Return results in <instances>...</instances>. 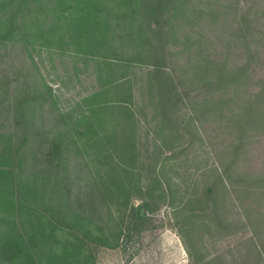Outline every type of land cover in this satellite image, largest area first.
<instances>
[{
  "label": "trees",
  "instance_id": "obj_1",
  "mask_svg": "<svg viewBox=\"0 0 264 264\" xmlns=\"http://www.w3.org/2000/svg\"><path fill=\"white\" fill-rule=\"evenodd\" d=\"M178 1L0 0V49L22 51L32 69L15 75L18 82L7 104L12 120L7 132L0 131V264H95L98 247L141 234L149 213L158 207L155 196L132 201L141 177L157 175L165 167L160 158L178 160L202 139L193 117H175L177 105L189 95L180 86L186 82L199 89L201 110L225 119L231 138L216 155L222 159L205 170V188L177 208L180 236L194 264L200 262L192 241L196 226L226 227L228 190L237 198L264 201V165L247 164L252 158L245 156L264 135V72L254 76L264 47V3L253 0L240 15L233 12L236 26L231 25L223 56L202 60L191 54L194 62L175 77L167 65L173 55L166 48L172 26L164 28L162 17L169 19L171 9L181 14V9L176 12ZM232 6L223 4L218 13L223 16ZM233 50L235 57L230 56ZM43 51L69 58L76 77L89 71L92 90L76 102L84 106L76 114L59 105V94L44 78L36 80V60ZM146 107L159 117L153 139L160 140L150 151L145 146L150 145L149 130L146 142L136 138L143 129L137 115ZM143 145L146 149H140ZM84 152L96 160L97 178L87 181L96 185L107 209L102 216L109 224L103 227L72 207L92 201L72 193L78 178L72 173L88 161L70 160L80 153L87 156ZM243 153L241 170L234 164ZM252 208L259 210L255 204ZM250 218L256 226L250 238L255 253L248 264H264V208Z\"/></svg>",
  "mask_w": 264,
  "mask_h": 264
},
{
  "label": "rangeland",
  "instance_id": "obj_2",
  "mask_svg": "<svg viewBox=\"0 0 264 264\" xmlns=\"http://www.w3.org/2000/svg\"><path fill=\"white\" fill-rule=\"evenodd\" d=\"M252 1L179 0L177 4L179 7L176 12L178 13V10L181 9V14H174L172 13L173 9H171L170 18L166 21L164 14L162 26L168 28L167 25H171L173 31V34H170V38H168L166 48L173 51V55H169V59H167V65L173 70L175 77L181 75L180 73L184 71L183 68L188 67L194 56L202 60L208 57L223 56L226 49L225 43L233 31L231 25L232 27L236 26L237 18L233 16V12L240 15L241 8ZM227 3L228 5L232 3L233 6L230 11L228 10L229 12L222 16L218 11H222L220 6ZM261 3L263 4L264 0ZM198 49H200V56L196 54ZM174 50L176 52L182 50V52L175 54ZM21 52L17 50L9 52V49H0V131L7 132L8 123L12 120L9 113L12 106H7V104L13 86L18 82L15 81L16 79L14 80L15 75L32 73V69H29L31 67H27L26 56ZM9 54L11 56L8 57ZM41 54L42 57L36 60L40 72V76L36 75V80L41 83L42 77L53 86L56 93L59 94V105L64 109H71L73 114H76L81 107L84 109L83 105L79 107L75 104L92 90L93 81L88 75L90 74L89 71L88 74L85 73L76 77L72 73L69 58L50 57L45 51ZM191 54L193 57L189 56ZM234 54L233 50L230 56L235 57ZM259 54L260 61L257 62V70H259L258 72L256 70L257 73L254 74L256 77L264 72V61H261L264 59V47H261ZM187 58L188 64L185 63ZM25 65L26 69H24ZM184 85L189 95L183 97L177 105L175 117L177 116L182 121L193 117L192 123L202 139L197 141L187 153L181 154L178 160L168 159L166 162H162V158H160V162L165 167L163 168L161 165L163 169L158 170L157 175L150 172L141 177V184L132 195V201L137 203L146 197L155 196L157 198L155 204L158 207L153 204L155 208L149 213L146 228L141 234L124 237L115 246L98 247L95 253V264H194L188 256L180 236V222L178 220L180 215L177 208L189 195L194 192H201L205 188L203 183L206 182L205 179L209 175L208 172L204 173L205 170L209 169L216 160L222 159L216 155H220L222 151L226 150V144L231 141V138H229L223 117L216 118L211 112L201 110L199 105L201 99L196 93L199 89L189 82L180 86ZM254 87L253 89H258V86ZM145 103H147V98H145ZM142 111L141 114L138 112L137 126L143 129H139L136 138L139 142L143 141L146 131L149 130L150 134L147 135V138L150 145L145 146L149 147L150 151L155 148L154 143L160 140L159 138L153 139V130L159 117H156L151 107H146ZM52 125L53 123H46L47 127H52ZM145 146L143 145L140 149H146ZM250 148H252L251 151L247 155L245 152L242 156L240 155L238 158L241 161L238 160L234 164L241 170L244 167V155L252 158V163L246 161L247 164L253 166L255 163L258 166L260 163L264 165V135L251 144ZM81 151L85 150L81 148ZM86 155L80 153L70 160L71 164L82 163L84 160L88 161L72 173L73 176L78 177L72 193L73 196L74 194L83 195L93 202L72 204V207L80 215L95 217L93 221L103 227L109 224L102 216L107 209L96 185L87 181L92 176L97 178L96 171H93V162L96 160L91 155ZM140 158L142 156H139ZM257 170H259L258 167L256 172H258ZM152 181H156L157 184ZM163 190L171 194L163 195ZM233 191L228 190L224 199L229 204L224 229L219 230L202 223H198L199 225L196 226L192 241L196 247L197 257L200 258L198 264H248V260L253 259L254 250L250 238L256 226L254 218L250 217H256L257 211L263 210L264 201L258 204L250 198H237ZM254 204L259 207V210L256 209L255 211L252 208ZM242 207H247V209L244 210ZM111 211L114 212V216H117L115 206L111 205ZM100 217L102 218L98 221L97 218ZM249 221L253 224H250ZM198 222H201V219Z\"/></svg>",
  "mask_w": 264,
  "mask_h": 264
}]
</instances>
